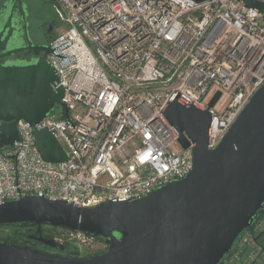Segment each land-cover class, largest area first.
<instances>
[{"label": "built area", "instance_id": "1", "mask_svg": "<svg viewBox=\"0 0 264 264\" xmlns=\"http://www.w3.org/2000/svg\"><path fill=\"white\" fill-rule=\"evenodd\" d=\"M53 5L63 29L46 59L64 87L62 109L53 112L56 103L35 126L19 120L18 138L0 145V203L37 195L88 206L147 195L192 165L194 142L184 133L190 145L181 146L163 113L167 101L208 108L207 147L214 148L264 82V11L242 1ZM41 127L56 137L65 161L41 157L32 133ZM218 264H264V212Z\"/></svg>", "mask_w": 264, "mask_h": 264}, {"label": "water", "instance_id": "2", "mask_svg": "<svg viewBox=\"0 0 264 264\" xmlns=\"http://www.w3.org/2000/svg\"><path fill=\"white\" fill-rule=\"evenodd\" d=\"M17 1L23 13L21 0ZM239 1L264 11V1ZM12 9L0 28V58L29 49L51 53V46L41 45L7 49ZM63 93L54 67L43 55L31 61L0 62V145H11L18 138L19 120L35 126L49 115ZM219 95L217 91L209 107ZM163 113L183 148L190 145L184 133L194 142L191 168L181 178L136 199L88 206L37 195L0 203V225L34 223L35 238L50 247L58 243L42 235L41 225L101 237L104 251L70 256L0 239V264H218L264 205V82L214 148L207 147L208 108L185 106L175 97L167 101ZM64 116L68 117L66 110ZM32 133L43 159H67L48 128H33Z\"/></svg>", "mask_w": 264, "mask_h": 264}, {"label": "flooded vegetation", "instance_id": "3", "mask_svg": "<svg viewBox=\"0 0 264 264\" xmlns=\"http://www.w3.org/2000/svg\"><path fill=\"white\" fill-rule=\"evenodd\" d=\"M30 1L32 2L33 0H21V6L24 15L21 12L17 0H4L0 4V28L6 21V18L11 8L13 7L12 18H11V25L13 30H12V35L10 36L7 42V49L15 48V47H25L28 46V44L48 47L50 41L59 31V23L55 16H49L48 18H45L43 23L38 24L32 30L29 26H27V22L29 18V10H30V5H29ZM40 55L46 57L47 53H45L43 50L40 49L23 50L0 58V62L4 63L10 60L31 61ZM36 235L37 233H32L29 236L31 239L40 242L35 238Z\"/></svg>", "mask_w": 264, "mask_h": 264}, {"label": "rangeland", "instance_id": "4", "mask_svg": "<svg viewBox=\"0 0 264 264\" xmlns=\"http://www.w3.org/2000/svg\"><path fill=\"white\" fill-rule=\"evenodd\" d=\"M4 0H0V4ZM30 4V10H29V18L27 22V26L31 28H35L38 24L43 23L45 18H48L49 16H55V6L53 5V0H33L32 2H29ZM58 23H59V31L58 33L63 29L62 24L56 17ZM57 33V34H58ZM56 34V35H57ZM55 35V36H56ZM54 36V37H55ZM62 105L60 103H57L54 107V110H61ZM18 227L14 226H0V234L5 236L9 233H12L15 229ZM43 235L44 237L50 236V238L55 239V241L60 245H57L56 247H47L45 244H38L36 243L35 248L51 252V253H58L62 255H70V256H83V255H90V254H96L101 251H104L106 248V244L104 240L99 238H78L76 236H72L68 231L49 226L43 227ZM14 231V232H15ZM46 235V236H45ZM57 237H60L59 240H56Z\"/></svg>", "mask_w": 264, "mask_h": 264}, {"label": "trees", "instance_id": "5", "mask_svg": "<svg viewBox=\"0 0 264 264\" xmlns=\"http://www.w3.org/2000/svg\"><path fill=\"white\" fill-rule=\"evenodd\" d=\"M264 212V205L263 207L259 210V214L258 217ZM0 226H14V227H18L15 228L17 229L15 232L13 231L12 233H9L5 236L0 234V239L1 240H9L18 244H27L31 247H35L36 243L40 244V242L35 241L34 239L30 238V234L32 233H37V227L34 223H12V224H1ZM45 225H41V232L43 233V227ZM49 226L50 228H54V226H50V225H46ZM46 236V235H45ZM46 237H50V236H46ZM99 239L104 240L103 238L99 237ZM263 241V240H262ZM59 245V244H57ZM47 246V245H46ZM60 246V245H59ZM50 247V246H47Z\"/></svg>", "mask_w": 264, "mask_h": 264}]
</instances>
